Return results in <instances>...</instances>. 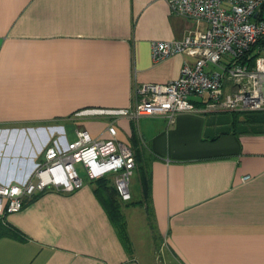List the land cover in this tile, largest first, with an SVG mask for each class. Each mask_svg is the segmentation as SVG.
I'll return each instance as SVG.
<instances>
[{
	"label": "crops",
	"instance_id": "1",
	"mask_svg": "<svg viewBox=\"0 0 264 264\" xmlns=\"http://www.w3.org/2000/svg\"><path fill=\"white\" fill-rule=\"evenodd\" d=\"M205 26L167 0H0V183L27 179L57 137L109 138L113 126L139 190L129 206L119 199L128 250L84 173L80 189L0 217V264H141L130 217L165 264H264V111L129 116L137 85L174 80L192 61L154 62L150 44Z\"/></svg>",
	"mask_w": 264,
	"mask_h": 264
},
{
	"label": "built area",
	"instance_id": "2",
	"mask_svg": "<svg viewBox=\"0 0 264 264\" xmlns=\"http://www.w3.org/2000/svg\"><path fill=\"white\" fill-rule=\"evenodd\" d=\"M167 4L172 14L206 26L190 30L180 40L150 44L154 62L174 54L192 61L184 60L174 80L137 85L129 116H165L172 123L179 113L264 111V0H167ZM243 56L254 58L253 63L236 61ZM191 98L204 102L197 105ZM107 132L109 138L103 139L78 130L72 141L64 136L52 140L27 179L0 183V217L18 212L36 193L80 189L78 167L90 180L113 174L119 198L130 200L133 152L116 139L113 126Z\"/></svg>",
	"mask_w": 264,
	"mask_h": 264
},
{
	"label": "rangeland",
	"instance_id": "3",
	"mask_svg": "<svg viewBox=\"0 0 264 264\" xmlns=\"http://www.w3.org/2000/svg\"><path fill=\"white\" fill-rule=\"evenodd\" d=\"M39 147H41V141H43L42 138H39ZM22 138L19 139V144L22 146ZM23 149L27 151L28 149V144L26 140L23 141ZM44 147L41 149V158L43 156L44 152ZM78 170L80 172V176L82 177L83 180H86V177L84 175V171L78 167ZM85 178V179H84ZM129 190L133 194V196H136V192L139 195V190H138V182H137V174L133 173V175L130 177V183H129ZM132 212H137L140 213V210L138 208L132 209ZM130 227L131 230L134 231L135 225H137L139 228L137 232L132 233V239H133V250L135 252V255L138 259V261L141 264H165V253L162 249H157L156 251H153L154 244H152V238L150 235V232L148 229H146L142 224L143 221L139 219H133L130 217ZM151 253V255H150ZM151 256V257H150Z\"/></svg>",
	"mask_w": 264,
	"mask_h": 264
},
{
	"label": "trees",
	"instance_id": "4",
	"mask_svg": "<svg viewBox=\"0 0 264 264\" xmlns=\"http://www.w3.org/2000/svg\"><path fill=\"white\" fill-rule=\"evenodd\" d=\"M253 60L254 58L249 59L247 56H243L237 59L236 61H238L239 63H245V62L253 63ZM231 112L238 113L234 111H231ZM247 113L250 114L252 112H247ZM91 183L96 186L95 188L97 192L102 195V202L105 206V209L107 210L109 217L112 223L115 225V228L117 229V231L121 233L122 237H124L125 240L122 237L121 239L124 240V246L128 250L130 245H129V241L126 240L127 236H126V229H125L126 228L125 227V216L122 214V204L119 201L120 198L118 196V193L115 187L111 183L110 178L107 176H103L101 178L92 180ZM47 191H52V190L50 189L45 190L43 192L36 193L35 195L40 196ZM122 202H127V201H122ZM124 206H129V203L128 202L125 203Z\"/></svg>",
	"mask_w": 264,
	"mask_h": 264
},
{
	"label": "clouds",
	"instance_id": "5",
	"mask_svg": "<svg viewBox=\"0 0 264 264\" xmlns=\"http://www.w3.org/2000/svg\"><path fill=\"white\" fill-rule=\"evenodd\" d=\"M105 176H107V175H105Z\"/></svg>",
	"mask_w": 264,
	"mask_h": 264
}]
</instances>
